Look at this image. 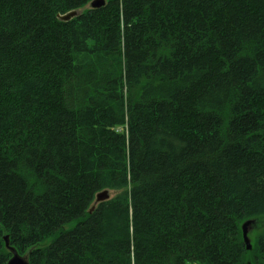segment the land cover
<instances>
[{
  "label": "trees",
  "instance_id": "obj_1",
  "mask_svg": "<svg viewBox=\"0 0 264 264\" xmlns=\"http://www.w3.org/2000/svg\"><path fill=\"white\" fill-rule=\"evenodd\" d=\"M92 1L0 0V264H264V0Z\"/></svg>",
  "mask_w": 264,
  "mask_h": 264
},
{
  "label": "water",
  "instance_id": "obj_2",
  "mask_svg": "<svg viewBox=\"0 0 264 264\" xmlns=\"http://www.w3.org/2000/svg\"><path fill=\"white\" fill-rule=\"evenodd\" d=\"M103 5H104V0H94L90 3V8L99 9ZM78 14L79 11L75 10L67 14H64L63 16H58V19L62 22L63 21L66 22L75 18V16H77ZM95 197L96 198L92 208L90 209L91 210L90 212L94 211V208L98 203L106 202L111 198V196H109V190L101 191L97 193ZM254 224H255L254 220H247L240 226L242 231V241L244 242L247 251L250 250L252 247L251 240H249L248 235L250 231L254 229L253 228ZM3 238H4L6 250L11 253V258L8 260L7 264H30V262H28V256L26 254L23 256L19 255L17 250L13 249L12 247H9V239L6 236H4Z\"/></svg>",
  "mask_w": 264,
  "mask_h": 264
},
{
  "label": "rangeland",
  "instance_id": "obj_3",
  "mask_svg": "<svg viewBox=\"0 0 264 264\" xmlns=\"http://www.w3.org/2000/svg\"><path fill=\"white\" fill-rule=\"evenodd\" d=\"M89 7H90V6H89V4H88L85 8L81 9V11L88 10ZM114 194H115V192L109 190V196L113 197ZM254 221H255V220H254ZM74 224H75V223L72 222L71 224L66 225L64 228H65V229L72 228V226H74ZM253 228H254V229H253L252 231H250V233H249V235H248L249 240H251V246L254 244V242H255V238L261 233V230L264 228V219H263L262 222H260V224H257V222L255 221V224H254V227H253ZM51 240H52V237L48 238L47 241H45V243H44L43 245H44V246L47 245L48 243L51 242Z\"/></svg>",
  "mask_w": 264,
  "mask_h": 264
},
{
  "label": "bare ground",
  "instance_id": "obj_4",
  "mask_svg": "<svg viewBox=\"0 0 264 264\" xmlns=\"http://www.w3.org/2000/svg\"><path fill=\"white\" fill-rule=\"evenodd\" d=\"M61 22H62V21H61ZM9 253H10V252H9ZM10 258H11V257H10ZM10 258H9V259H10Z\"/></svg>",
  "mask_w": 264,
  "mask_h": 264
}]
</instances>
